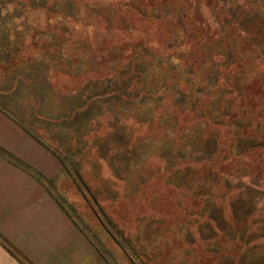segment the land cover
Wrapping results in <instances>:
<instances>
[{
  "label": "rangeland",
  "instance_id": "obj_1",
  "mask_svg": "<svg viewBox=\"0 0 264 264\" xmlns=\"http://www.w3.org/2000/svg\"><path fill=\"white\" fill-rule=\"evenodd\" d=\"M9 82L96 264H264V0H0Z\"/></svg>",
  "mask_w": 264,
  "mask_h": 264
},
{
  "label": "crops",
  "instance_id": "obj_2",
  "mask_svg": "<svg viewBox=\"0 0 264 264\" xmlns=\"http://www.w3.org/2000/svg\"><path fill=\"white\" fill-rule=\"evenodd\" d=\"M33 102L17 96L14 83L0 90V150L54 181L63 166L26 130L48 120ZM80 230L46 183L0 153V264H96Z\"/></svg>",
  "mask_w": 264,
  "mask_h": 264
},
{
  "label": "trees",
  "instance_id": "obj_3",
  "mask_svg": "<svg viewBox=\"0 0 264 264\" xmlns=\"http://www.w3.org/2000/svg\"><path fill=\"white\" fill-rule=\"evenodd\" d=\"M0 153L1 154H4V155H6V156H8L12 161H13V163H16L17 165H19L21 168H23L24 170H26V171H29L30 173H32L34 176H36L39 180H42V183L44 184L45 182H46V179H44V177L40 174V173H38L37 171H35L33 168H31L30 166H28L27 164H25V163H23L21 160H19L18 158H16V157H14V156H12V155H10V154H8L7 152H5V151H2V150H0ZM56 200V199H55ZM56 203L59 205V206H61L60 205V203L56 200ZM64 210V209H63ZM65 211V210H64ZM66 213V215H68L67 214V212H65ZM69 218H71V216L69 215L68 216ZM72 220V219H71ZM75 225H77L74 221H72Z\"/></svg>",
  "mask_w": 264,
  "mask_h": 264
}]
</instances>
